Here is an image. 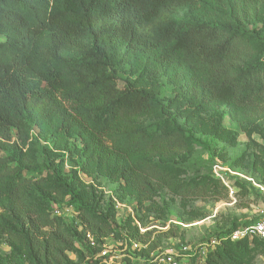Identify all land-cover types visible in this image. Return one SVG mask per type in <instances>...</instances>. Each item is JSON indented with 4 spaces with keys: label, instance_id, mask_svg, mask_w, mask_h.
Listing matches in <instances>:
<instances>
[{
    "label": "trees",
    "instance_id": "obj_1",
    "mask_svg": "<svg viewBox=\"0 0 264 264\" xmlns=\"http://www.w3.org/2000/svg\"><path fill=\"white\" fill-rule=\"evenodd\" d=\"M205 6H227L229 15L201 19L195 12ZM261 8L264 0H0V240L30 264H68V252L81 254L77 229L53 215L41 194L69 198L95 243L114 234L93 192L84 198L57 166L53 178L40 174L32 127L45 139H77L81 166L121 181L139 202L160 187L182 198L208 195L213 183L227 191L215 175H174L166 162L187 149V134L150 90L122 74L142 61L137 76L153 82L169 72L178 93L197 105L264 114V38L244 26ZM157 107L162 120L140 122ZM245 223L176 255L177 263L244 264L249 237L231 235ZM86 250L84 264H112L99 247Z\"/></svg>",
    "mask_w": 264,
    "mask_h": 264
},
{
    "label": "rangeland",
    "instance_id": "obj_2",
    "mask_svg": "<svg viewBox=\"0 0 264 264\" xmlns=\"http://www.w3.org/2000/svg\"><path fill=\"white\" fill-rule=\"evenodd\" d=\"M182 14L185 12L179 16ZM195 14L204 20L229 15L227 6H205L202 13ZM244 26L261 33L264 38L262 8ZM261 51L264 52V47ZM141 62H133L131 70L134 73L122 75L136 78L137 85L142 84L150 90L164 106V111L174 116L188 136L187 149L166 162L171 165L174 175L182 179H212L213 165L217 164L222 170L233 172L226 171L234 194L231 197L228 190L214 183L208 195L194 198H182L160 187L151 200L139 202L121 181L112 182L95 168L81 166L83 158L77 155V139L49 133L45 139L36 127H32L31 151L40 174L53 178V169L57 166L58 175L73 180L84 198L93 192L104 210H109L106 216L114 234L101 237L95 243L82 228L78 212L69 203V198L57 202L51 196L40 195L39 199L53 215L78 231L75 244L81 254L68 252V264H84L88 258L86 246L99 247L97 255L104 256L112 264H141L146 258L180 255L234 223L247 224L264 216V114L222 103L207 107L197 105L194 99L178 93L181 87L169 72H163L153 82L147 79L145 72L137 76ZM130 67L127 65L124 72H128ZM162 118L157 107L140 122L148 124ZM42 133L45 135L46 129ZM22 262L30 264L23 261L7 242L0 240V264ZM244 264H264V241L248 238Z\"/></svg>",
    "mask_w": 264,
    "mask_h": 264
},
{
    "label": "built area",
    "instance_id": "obj_3",
    "mask_svg": "<svg viewBox=\"0 0 264 264\" xmlns=\"http://www.w3.org/2000/svg\"><path fill=\"white\" fill-rule=\"evenodd\" d=\"M222 169L223 168L217 164L213 165L214 175L217 176L221 180V182L227 187L229 195L232 197L234 194V189L231 186L229 180L226 179L225 175L222 173L223 171H225ZM226 171H228L229 173L231 172V174L233 173L229 169H227ZM244 235H246L248 237L264 238V216H261V217L257 218L255 221H253L252 223L235 230L232 233L231 238L236 239V238L244 236ZM211 242L214 243L215 241L212 240ZM187 250H189V249H187ZM174 255H177V254H173L170 256H157L155 258L159 260L160 264H178Z\"/></svg>",
    "mask_w": 264,
    "mask_h": 264
}]
</instances>
